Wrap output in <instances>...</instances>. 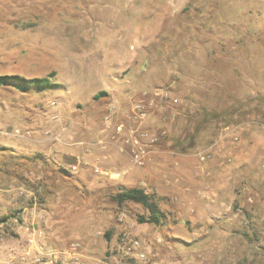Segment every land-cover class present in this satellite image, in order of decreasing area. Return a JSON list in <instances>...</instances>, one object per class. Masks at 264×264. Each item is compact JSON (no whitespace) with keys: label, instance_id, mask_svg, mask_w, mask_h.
I'll list each match as a JSON object with an SVG mask.
<instances>
[{"label":"rangeland","instance_id":"obj_1","mask_svg":"<svg viewBox=\"0 0 264 264\" xmlns=\"http://www.w3.org/2000/svg\"><path fill=\"white\" fill-rule=\"evenodd\" d=\"M6 74L0 264H264V0H0Z\"/></svg>","mask_w":264,"mask_h":264},{"label":"trees","instance_id":"obj_2","mask_svg":"<svg viewBox=\"0 0 264 264\" xmlns=\"http://www.w3.org/2000/svg\"><path fill=\"white\" fill-rule=\"evenodd\" d=\"M9 82L14 83L23 90H30L33 88L37 90H44V89L52 88L56 85L52 82L50 77L26 78L24 76H20L17 74H11V75L6 74L0 76V85L7 84ZM116 198L119 202L125 200H132L143 204L149 210V217L146 221L153 222L156 224L161 222L162 220L161 217L163 216V214L160 210V207L155 201L154 195L147 193L142 188L131 187V188L122 189L116 195Z\"/></svg>","mask_w":264,"mask_h":264},{"label":"built area","instance_id":"obj_3","mask_svg":"<svg viewBox=\"0 0 264 264\" xmlns=\"http://www.w3.org/2000/svg\"><path fill=\"white\" fill-rule=\"evenodd\" d=\"M117 130H118V131H121V130H122V126H118V127H117ZM137 157H138V160H139V155H137ZM132 244H133L134 247H138V246H140V243H139L138 240H134V241L132 242Z\"/></svg>","mask_w":264,"mask_h":264}]
</instances>
